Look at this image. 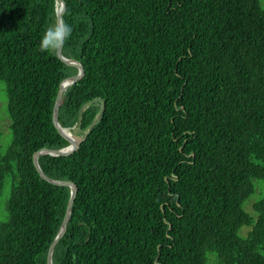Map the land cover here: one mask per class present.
I'll return each instance as SVG.
<instances>
[{"label":"trees","instance_id":"obj_1","mask_svg":"<svg viewBox=\"0 0 264 264\" xmlns=\"http://www.w3.org/2000/svg\"><path fill=\"white\" fill-rule=\"evenodd\" d=\"M63 1L62 56L85 69L57 112L68 158L47 153L69 146L52 114L77 73L40 51L55 1L0 0V264H46L60 229L70 190L38 174L41 150V171L76 187L51 264H264L260 0Z\"/></svg>","mask_w":264,"mask_h":264},{"label":"water","instance_id":"obj_2","mask_svg":"<svg viewBox=\"0 0 264 264\" xmlns=\"http://www.w3.org/2000/svg\"><path fill=\"white\" fill-rule=\"evenodd\" d=\"M54 1H55V4L57 7L58 6L63 7V14L60 17H57V19L55 21L56 25H60V24H62V22L64 21V19L66 18L67 14H68V8H67V6L63 0H54ZM63 43L64 42H61L60 46L56 49L55 54L60 61L64 62L70 68L75 69L77 71V74L74 77H70V78L62 80L58 84L57 95H56L55 103H54V107H53L52 122H53V126H54L55 130L68 142L69 152L64 153V152L49 150L47 153H49L51 156H54V157L68 158L75 153V151L77 149V144L74 141H72L71 138L67 134H65L62 129H60V127L57 123V112H58V108H59V105H60V102L62 99L63 92L65 91V89L68 86H70L72 84H77L78 82H80L84 79L85 69L80 64H78L74 61L68 60L62 56L61 50L63 47ZM102 113H103V109H101L99 111L98 117H100L102 115ZM96 120L97 119H95L93 121V123ZM45 153H46L45 150H41V151L35 153L33 156V166L36 169V171L38 172V174L45 181L52 183V184H55V185H58V186L67 187L70 190L69 201H68L66 209H65V213H64V217H63L62 222H61L60 229L57 233V236L55 237V239L53 240L52 244L50 245V247L48 249L46 264H51V256H52L53 249H54L55 245L63 238L65 231H66V224H67V221H68V218L70 215L72 204H73L75 196H76V187L72 183H69V182H58V181L52 180L51 178L47 177L41 171V169L39 168L38 163H37V157H38V155L45 154Z\"/></svg>","mask_w":264,"mask_h":264},{"label":"rangeland","instance_id":"obj_3","mask_svg":"<svg viewBox=\"0 0 264 264\" xmlns=\"http://www.w3.org/2000/svg\"><path fill=\"white\" fill-rule=\"evenodd\" d=\"M260 4L261 6L264 7V0H260ZM56 52V50H55ZM77 74V73H76ZM76 76V75H74ZM3 84L0 83V118L3 117L2 119H0V130L2 131L3 134V138H2V144L1 145L3 148L6 147V144L8 143L9 139H10V131L9 129H7L8 127V122L5 118L6 116V112L4 111L5 106H6V100H5V95H4V91H3ZM5 115V116H3ZM75 130V129H74ZM65 132H67V129H64ZM261 181L259 180H254L253 183L256 185V187H258V185L260 184ZM9 185L10 182L8 180L5 181L4 186H3V190L2 193L0 195V221H3L6 219L7 216V204H8V191H9ZM260 198V189L256 188L255 192L253 193V195L251 196L250 199H248V201L245 203L244 205V209L248 212H252V204L254 202H256L258 199ZM245 229L240 230L239 231V235L244 236L245 235Z\"/></svg>","mask_w":264,"mask_h":264},{"label":"clouds","instance_id":"obj_4","mask_svg":"<svg viewBox=\"0 0 264 264\" xmlns=\"http://www.w3.org/2000/svg\"><path fill=\"white\" fill-rule=\"evenodd\" d=\"M71 33H72V28L68 24H66V23L60 24V25L53 24L51 27H49L45 31V33L41 39L40 51L41 52H45V51H49V50L55 51L60 46L61 42H65L70 38ZM71 77H74V75ZM62 130L64 131V129H62ZM71 140L75 142V140L73 138H71ZM68 148H69V146L64 151H58V152L68 153L69 152Z\"/></svg>","mask_w":264,"mask_h":264},{"label":"bare ground","instance_id":"obj_5","mask_svg":"<svg viewBox=\"0 0 264 264\" xmlns=\"http://www.w3.org/2000/svg\"><path fill=\"white\" fill-rule=\"evenodd\" d=\"M62 9H63V7H60V6L57 7V15H58V17L61 16ZM63 132H65V131H63Z\"/></svg>","mask_w":264,"mask_h":264}]
</instances>
